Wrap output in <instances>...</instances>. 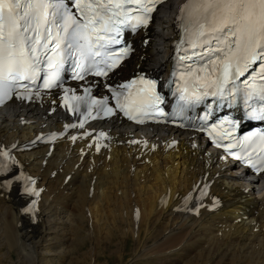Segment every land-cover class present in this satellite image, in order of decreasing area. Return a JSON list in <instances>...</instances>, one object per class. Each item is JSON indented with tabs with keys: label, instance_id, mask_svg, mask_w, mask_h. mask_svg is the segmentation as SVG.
<instances>
[{
	"label": "bare ground",
	"instance_id": "bare-ground-1",
	"mask_svg": "<svg viewBox=\"0 0 264 264\" xmlns=\"http://www.w3.org/2000/svg\"><path fill=\"white\" fill-rule=\"evenodd\" d=\"M185 2L161 7L113 78L169 69ZM205 144L192 131L137 128L119 117L80 127L58 93L12 101L0 110V152L8 153L0 233L9 256L40 264L38 248L53 241L66 259L67 243L91 225L103 240L135 238L133 260L146 264H264V174L241 175ZM30 179L39 191L31 212Z\"/></svg>",
	"mask_w": 264,
	"mask_h": 264
},
{
	"label": "snow or ice",
	"instance_id": "snow-or-ice-1",
	"mask_svg": "<svg viewBox=\"0 0 264 264\" xmlns=\"http://www.w3.org/2000/svg\"><path fill=\"white\" fill-rule=\"evenodd\" d=\"M71 2L75 12L66 0H0V104L11 99L14 93L20 99H31L33 89L29 85H38L41 80L44 88L59 86L61 72L69 62L78 72H89L100 64L112 71L118 62L112 60L110 46L121 43L125 28L135 30L146 25L155 5L163 0ZM180 19L192 49L191 55L180 57L185 62L180 75L190 78L193 89L190 95H185L188 91L185 88L180 101L189 104L208 95L225 99L239 94L245 107L250 109L247 115L264 121V0H186ZM128 51L127 47L122 49L125 55ZM107 71L97 74L106 75ZM246 75L250 79L241 81ZM139 79L155 88L156 81L145 80L143 76ZM136 83L134 80L123 84L120 91L112 89L113 95L127 100L129 94L124 90ZM21 88L24 92L19 91ZM199 89L203 91L197 95ZM35 94L39 96V87ZM76 99L83 101L89 111L91 104H100L101 111L106 108V102L89 103L84 97ZM132 103L133 111L140 115L159 111L167 116L159 108L163 103L159 93ZM232 103L230 101L229 106ZM183 106L180 105L181 110ZM117 107L130 119H137L119 100ZM112 111L114 109L108 108L105 114ZM224 147L230 155L264 172V155H261L264 131L253 132ZM26 191L39 196L33 189Z\"/></svg>",
	"mask_w": 264,
	"mask_h": 264
},
{
	"label": "rangeland",
	"instance_id": "rangeland-1",
	"mask_svg": "<svg viewBox=\"0 0 264 264\" xmlns=\"http://www.w3.org/2000/svg\"><path fill=\"white\" fill-rule=\"evenodd\" d=\"M4 213L5 210L0 211V219L3 218ZM117 215L119 216L118 213L115 214V216ZM48 216L49 215L47 212L45 213L43 212V217L45 223L47 224V225L45 224L46 233L50 232V230L47 229L48 228L47 221L49 220ZM52 224L53 223H50V227L52 226ZM0 232H1V226H0ZM61 233L62 232H60L58 235L62 236ZM115 235L116 236L111 241L106 239L103 240L99 237L101 235L98 236V234L91 229V225L90 226L87 225V228L84 229V232H82L81 237L73 238L74 242L71 241L67 243L66 245L67 249L65 250V253L67 254L66 259L65 258L63 259L59 255V252L56 249L50 248L49 245H52L54 243L53 241H50L49 243H45L43 246L39 247L38 254H39V259L41 260L40 264H146V261H149V260L141 261V259L133 260V251L135 250V247L137 245V241H135L136 240L135 238L129 236V238L127 240L125 239L126 241L124 240L122 244L121 243L122 239L117 237L118 236L117 234ZM2 238H3L2 233H0V247H2V249L0 250V264H26L22 262L18 251L12 250V254H10L9 256V250L6 246H4L3 243L4 240ZM82 238L84 239L82 240ZM153 259L154 260L156 259L155 255H153L152 261H154ZM190 260L188 264L204 263L202 260H193L191 262ZM234 260L239 264L242 262L239 261V259H234ZM155 264H181V262L175 259H169V260L158 261ZM214 264H218V262H214Z\"/></svg>",
	"mask_w": 264,
	"mask_h": 264
}]
</instances>
